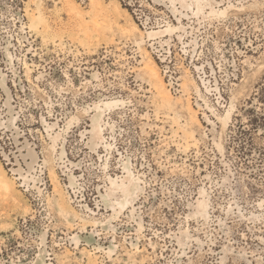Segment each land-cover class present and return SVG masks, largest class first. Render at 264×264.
Returning a JSON list of instances; mask_svg holds the SVG:
<instances>
[{
  "label": "rangeland",
  "instance_id": "1",
  "mask_svg": "<svg viewBox=\"0 0 264 264\" xmlns=\"http://www.w3.org/2000/svg\"><path fill=\"white\" fill-rule=\"evenodd\" d=\"M131 1L0 0V119L7 86L20 127L0 125L12 184L0 188V264H264V0H200L220 18L186 20L216 97L178 39L165 62L151 50L148 31L171 14ZM107 101L119 105L94 151ZM25 140L40 189L1 154L16 162ZM132 178L127 200L111 180Z\"/></svg>",
  "mask_w": 264,
  "mask_h": 264
},
{
  "label": "bare ground",
  "instance_id": "2",
  "mask_svg": "<svg viewBox=\"0 0 264 264\" xmlns=\"http://www.w3.org/2000/svg\"><path fill=\"white\" fill-rule=\"evenodd\" d=\"M155 1L166 5L170 9V11H172L174 13V15L176 16L177 21H178L177 24L176 23L173 24V23L169 22L168 24H166V27L164 29H157V30L148 31V36L152 40L153 39L158 40L163 47L167 44H171L172 38L174 36H180L181 37L182 35H179V33L187 31L186 30L187 25L185 24L186 19L195 18V19L201 20L202 18H207L209 21H211L215 18H220L218 16L221 15V14H218V15H207V14H205V13H207L206 5L203 2H201L200 0H155ZM222 3H223L222 0H212V5L217 9L221 8ZM76 8L78 10L77 11L78 14H80L81 13L80 10L78 9V7H76ZM76 8H74V10ZM196 9H197V11H196L197 14L194 13ZM209 10H210V6H209ZM163 35L169 36V38L164 39ZM149 52L150 51H147V54L149 56H150V54L152 55V53L151 52L149 53ZM150 57L153 58V56H150ZM148 70L151 72H154L155 68L149 67ZM156 72H154V73H156ZM203 81H204L208 91L211 92L212 90H214L213 85L209 83L210 82L209 80H206L203 78ZM160 82L162 83L163 80L160 79ZM5 86H6V84H5ZM215 89L218 90V86H215ZM5 90L8 92V98H7L8 100H6V105L9 109V117H8V119H6V121H2L0 119V125L1 126L5 125L6 127L11 128L13 130H15V129L18 130L19 127L16 124L17 118L13 114V104L11 102L12 97H11L10 92L7 89V86H6ZM169 97H170L169 94H167V96L164 98H169ZM8 105L11 106V108ZM117 105H119L118 101H107V102H105V107L103 104L98 105L97 112L93 115V121H94L93 122V129L90 132L92 134V136H90L89 141H88V145L90 146V148L92 150L96 151V149L99 145V142L96 141L95 136L101 130V128L98 129V126L101 127L100 122L102 121V117H104L105 108H114ZM191 107L192 106H190V108ZM209 107L212 108L210 105H209ZM10 117H12V118H10ZM9 120L14 121L13 124H10ZM197 121L200 122L199 119H197ZM57 125H58L57 123L49 124L48 132L49 131L50 132H57L56 131ZM18 134H19V132H18ZM82 134H83V136L85 135L84 132ZM18 137H19V135L15 136L16 141H19ZM64 154H65V148L63 150L62 155H64ZM20 155L22 156V158H24L28 169L24 168V166L21 164L20 160L17 159V163L14 164V166H18V167H14L13 170L15 172L19 173L20 178H22L24 180V183L29 184L31 182H34V185L40 189L39 185L37 184V181L38 180L41 181V178L34 179V178H32V175H31L33 168H34V165H35L34 171L36 170V165L39 162V155H38L37 150L35 148H33V146L31 145L29 140H25L23 142V145L20 148ZM36 162H37V164H35ZM71 170H72V168H69L70 173H71ZM33 175H34V172H33ZM55 176L56 175L54 174V179H55ZM6 177H7L6 169L4 168V165L0 159V188H4L6 190H9L12 187V184L10 183L11 181L9 179H6ZM69 178H70L69 180L71 181V184L74 185L75 181H76L75 177L73 175H70ZM132 180L133 181L130 182V189H129V186L127 184H125V181H122L121 183H119L118 180L113 179V180H111V182H112V184H114L120 188H123L126 192H129L126 194V199L128 200L129 195H133V194L135 195L138 191V189H137L138 186L136 184L135 179L132 178ZM127 203H128V201H126V204ZM121 207H123V203H121Z\"/></svg>",
  "mask_w": 264,
  "mask_h": 264
},
{
  "label": "built area",
  "instance_id": "3",
  "mask_svg": "<svg viewBox=\"0 0 264 264\" xmlns=\"http://www.w3.org/2000/svg\"><path fill=\"white\" fill-rule=\"evenodd\" d=\"M128 2H129L130 5H132L131 4L132 3L131 0H128ZM141 3L143 5H146V6H150V3H151V5L154 4V5L158 6V7L160 6L163 9L167 10L168 13L171 14L170 17L172 19H169L168 20V19H164L162 17L161 18L159 17V18H156L155 19V22L154 23L159 24L162 27H166V24H168L169 22H171L173 24L174 23H176V24L178 23L177 18L174 15V13L172 11H170V9L166 5L161 4L159 2H156L155 0H141ZM140 19H141L140 20L141 21V24H142V26L144 28H146V29H150V28L155 29L154 24L151 25V22H150V14L142 13V15L140 16ZM202 19H206V18H202ZM202 19L201 20H198V19L193 18V19H186V20H188V22H195V20H198L199 23L202 24V21H203ZM186 20H185V24L187 25ZM206 20H208V19H206ZM164 22H165V24L162 25V23H164ZM190 28H191L192 31L189 30ZM195 28H197V27H195V25L194 26L187 25L186 26V30L187 31L180 32L179 33V35H182L181 37L180 36H174L172 38L171 44H167L164 47L161 45V43L158 40H156V39H153L152 40L149 37V46H150V48H151L152 51H154V52L157 53V55L160 57L161 61L165 62L170 57L173 56V48L176 45V42H175V44L173 42L176 39H178L180 41V43L182 44L181 51L184 52L186 55H188L189 58L191 59L192 63L194 64V68L198 72V77L202 81V85L206 89L207 95H213V96L216 97L218 95V92L217 91L219 90V87H218V90L215 89L214 84H212L211 78H209L210 76L207 74V71L205 69L204 64H199L197 62V60L200 58V54H201L200 51H201V48H202L203 41L200 38V34H199V31L200 30L198 29L199 27L196 30H195ZM190 34H191L190 39H188L187 36H189ZM163 38L164 39H168L169 36L163 35ZM203 78L210 81L209 83L213 85L214 90H212L211 92L207 90L206 85H205V83L203 81ZM197 89H198V92H197L198 93V96L199 97L200 96H203L204 97V100L206 102V105L209 106L208 96L207 95H203L201 84H198L197 85ZM4 121H6V120H4ZM9 129H11V128H9ZM1 154H4L5 156L8 157V160L7 161H9V164H13V165L16 164L17 163V159L20 160V162H21L22 165L26 164L24 158H22V156L19 155L21 157L20 158L17 154L15 155L16 162H14L13 161V158L11 157V155L8 154V153H6V150L4 148H3V151L1 152Z\"/></svg>",
  "mask_w": 264,
  "mask_h": 264
}]
</instances>
